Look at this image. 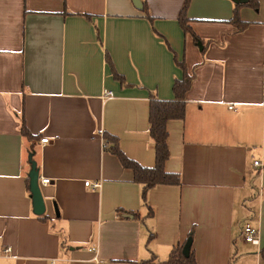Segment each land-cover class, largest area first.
Returning <instances> with one entry per match:
<instances>
[{"label": "crops", "instance_id": "obj_1", "mask_svg": "<svg viewBox=\"0 0 264 264\" xmlns=\"http://www.w3.org/2000/svg\"><path fill=\"white\" fill-rule=\"evenodd\" d=\"M185 2L0 0V264H162L192 229L197 264H264V0L240 9L241 30L235 0H190L203 48L179 22ZM183 60L193 81L185 118L167 123L165 164L182 183L145 201L104 133L153 167L150 102L176 98ZM31 160L50 178L43 215Z\"/></svg>", "mask_w": 264, "mask_h": 264}, {"label": "trees", "instance_id": "obj_2", "mask_svg": "<svg viewBox=\"0 0 264 264\" xmlns=\"http://www.w3.org/2000/svg\"><path fill=\"white\" fill-rule=\"evenodd\" d=\"M190 0H186L183 9L181 10L179 16V22L186 33H191L194 42L200 46L204 47L203 40L194 32L193 28L190 25V19L187 16V10ZM236 6L234 8L233 17L229 20L234 24L239 30L243 29L247 23L242 21L240 16V9L242 7H251L255 10H258L260 7L259 0H248L247 2H242L240 0H235ZM144 10L148 12L147 4L144 3ZM149 16V14H148ZM151 18V17H150ZM178 65L184 69V77L182 79H177L174 83V92L176 98L174 100H160L153 99L150 102V136L152 137L155 143V152H156V163L153 167H145L138 163L136 160L127 156L119 146V139L110 135L109 133H104L107 141L111 142L110 150L112 153L117 155L121 163L133 170L134 180L143 185V199L146 201L147 192L158 185L167 184V185H180L182 183L181 177L179 174L167 172L165 169L166 161L170 157V151L168 147V129L167 123L171 119H184L186 114V93L190 89V86L193 81V77L188 75L186 72V67L184 60L178 62ZM22 133L32 139H36L28 129L24 113L22 115ZM30 181V178H29ZM152 212V211H151ZM139 214L137 213L136 216ZM42 218L45 219L43 216ZM194 238V230L190 232L186 242L178 247H175L169 259L162 264H197L195 253L192 249ZM191 242L190 255L186 257L183 253L185 244ZM262 255L264 256V247L261 250Z\"/></svg>", "mask_w": 264, "mask_h": 264}, {"label": "built area", "instance_id": "obj_3", "mask_svg": "<svg viewBox=\"0 0 264 264\" xmlns=\"http://www.w3.org/2000/svg\"><path fill=\"white\" fill-rule=\"evenodd\" d=\"M106 96L107 97H112L113 96V92L112 91H106ZM231 108H233V106H231ZM42 143H48L49 139L47 137H44L41 139ZM255 165H259V161L256 160L254 162ZM39 183L40 184H48L50 183V178L49 177H41L39 179ZM85 185L88 187H91L93 189L99 188L101 186V183L99 181L96 182H92V181H85ZM242 235L244 240L247 243H251L252 245H259L260 244V229L258 227H255L251 224H247L243 231H242ZM93 250H95V248H92ZM5 255H9L11 253V248L7 247L4 251ZM94 261L96 262V264H106L104 261H102L101 259H99V257L97 255H95L94 257ZM52 264H58L57 260H53Z\"/></svg>", "mask_w": 264, "mask_h": 264}, {"label": "water", "instance_id": "obj_4", "mask_svg": "<svg viewBox=\"0 0 264 264\" xmlns=\"http://www.w3.org/2000/svg\"><path fill=\"white\" fill-rule=\"evenodd\" d=\"M134 1L136 3L140 2V0H134ZM240 1L247 2L248 0H240ZM31 162H32V166L29 173V177H30V191L32 195L33 209L35 214L43 215L46 211V203L41 190V185L39 183V179H40L39 169L37 167L36 161L31 160ZM190 250H191V242L188 241L183 249V253L186 257L190 255Z\"/></svg>", "mask_w": 264, "mask_h": 264}, {"label": "rangeland", "instance_id": "obj_5", "mask_svg": "<svg viewBox=\"0 0 264 264\" xmlns=\"http://www.w3.org/2000/svg\"><path fill=\"white\" fill-rule=\"evenodd\" d=\"M251 200H252V201H251V204H252V205H254V206L257 205V200H255V199H251Z\"/></svg>", "mask_w": 264, "mask_h": 264}]
</instances>
